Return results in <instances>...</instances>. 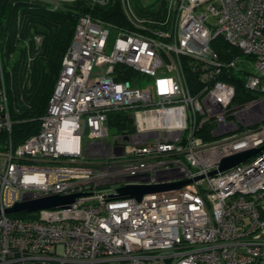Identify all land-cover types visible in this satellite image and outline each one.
Listing matches in <instances>:
<instances>
[{"label":"built area","instance_id":"built-area-1","mask_svg":"<svg viewBox=\"0 0 264 264\" xmlns=\"http://www.w3.org/2000/svg\"><path fill=\"white\" fill-rule=\"evenodd\" d=\"M121 5L132 17L130 0ZM167 7L166 28L78 18L38 131L0 153V264H264V0ZM216 37L229 58L213 48ZM230 70L244 73L255 97L233 102ZM145 79L149 87H139ZM0 99L5 106L3 90ZM111 112L132 128L111 129ZM10 126L5 113L0 129ZM186 179L140 201L114 197L125 184ZM72 193L82 194L66 208L28 218L5 211Z\"/></svg>","mask_w":264,"mask_h":264},{"label":"trees","instance_id":"trees-1","mask_svg":"<svg viewBox=\"0 0 264 264\" xmlns=\"http://www.w3.org/2000/svg\"><path fill=\"white\" fill-rule=\"evenodd\" d=\"M130 4L132 17L123 12L120 0H108L103 5L76 0L56 8L41 0H0V92L3 90L5 97V106L0 99V117L7 113L11 121L10 130L0 129V153L8 150L9 144L15 148L38 131L81 15L89 14L117 27L132 28L133 18L144 19L151 27L166 28V0L147 4L146 0H130ZM36 37H40L39 42ZM212 46L220 57L229 58V46L220 37L213 40ZM132 75L127 73L128 78ZM228 75L224 79L235 87L234 103L255 97L244 86V73L230 70ZM108 124L115 131L132 128L130 117L123 112L109 113ZM33 215L10 214L22 218Z\"/></svg>","mask_w":264,"mask_h":264},{"label":"water","instance_id":"water-1","mask_svg":"<svg viewBox=\"0 0 264 264\" xmlns=\"http://www.w3.org/2000/svg\"><path fill=\"white\" fill-rule=\"evenodd\" d=\"M262 147L245 149L242 151H238L232 155L223 157L219 162L218 169L210 171L208 175L212 176L217 172L228 170L229 168L245 161L246 159L257 153ZM198 178L200 177H196L194 179H198ZM189 182H191V179L181 180L177 182L159 183V184H135V183L125 184L123 186L116 188V193L114 194V197L134 198L137 201H140L143 195L145 194L154 193L167 189L179 188ZM81 194L82 193H72L65 195L51 194V195L40 196L30 200H22L16 202L11 207H8L5 211L7 213H13V212L28 213L46 208H55V207L66 208L69 207V205H71L72 203H74L75 198Z\"/></svg>","mask_w":264,"mask_h":264},{"label":"rangeland","instance_id":"rangeland-1","mask_svg":"<svg viewBox=\"0 0 264 264\" xmlns=\"http://www.w3.org/2000/svg\"><path fill=\"white\" fill-rule=\"evenodd\" d=\"M73 1H76V0H58L57 3H58V5H63V4H70ZM98 1L99 0H95V3H98V4H102L103 5L106 2H108V0H102L103 3H99ZM127 1H129V0H127ZM127 1L126 0H120V4L121 3H124L125 4L124 6L127 7ZM150 1H152V0H146V4L149 3ZM166 1L168 3L169 0H166ZM211 20H212V17L208 16V21H211ZM114 36H115V34L111 31L110 36H109V40H108V48H110V45H111V43L113 41V37ZM245 68H247V71L248 72H254V69H253L252 65H250V64L249 65H245ZM149 84H150V81L147 80V79H145V80H143L141 82V84L139 85V87L146 88V87H149ZM3 152H1V153H3Z\"/></svg>","mask_w":264,"mask_h":264},{"label":"bare ground","instance_id":"bare-ground-1","mask_svg":"<svg viewBox=\"0 0 264 264\" xmlns=\"http://www.w3.org/2000/svg\"><path fill=\"white\" fill-rule=\"evenodd\" d=\"M67 144H69V146H72L73 145V141L68 140Z\"/></svg>","mask_w":264,"mask_h":264}]
</instances>
